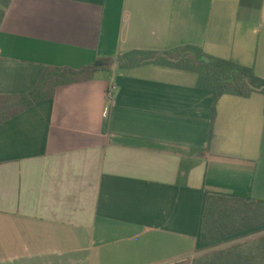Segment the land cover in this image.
Here are the masks:
<instances>
[{
	"label": "crops",
	"instance_id": "obj_1",
	"mask_svg": "<svg viewBox=\"0 0 264 264\" xmlns=\"http://www.w3.org/2000/svg\"><path fill=\"white\" fill-rule=\"evenodd\" d=\"M187 46L264 78V0H10L0 96L46 66ZM192 73L114 63L1 122L0 264H192L219 243L264 264V205L201 241L208 194L264 201L263 95L217 99Z\"/></svg>",
	"mask_w": 264,
	"mask_h": 264
},
{
	"label": "trees",
	"instance_id": "obj_2",
	"mask_svg": "<svg viewBox=\"0 0 264 264\" xmlns=\"http://www.w3.org/2000/svg\"><path fill=\"white\" fill-rule=\"evenodd\" d=\"M10 0H0V24L4 9ZM114 63L120 68H130L145 63L193 72L196 86L213 91L218 99L222 95L247 98L252 93L264 95V78L251 67L240 65L203 53L199 48L187 46L167 51L130 50L116 58L98 57L81 69L46 66L35 86L27 94L0 96V123L25 110L29 106L51 99L57 86L87 81L97 71L108 70ZM264 110V107H263ZM214 120V117H213ZM212 120V121H213ZM211 128L206 148L213 138ZM264 201L246 202L239 197L208 194L203 214L201 241L220 240L241 230L255 227V217ZM236 247L215 249L192 259V264H243Z\"/></svg>",
	"mask_w": 264,
	"mask_h": 264
},
{
	"label": "rangeland",
	"instance_id": "obj_3",
	"mask_svg": "<svg viewBox=\"0 0 264 264\" xmlns=\"http://www.w3.org/2000/svg\"><path fill=\"white\" fill-rule=\"evenodd\" d=\"M192 75H193V77H196V74H195V73H192ZM257 93H258V92H257ZM262 95H263V94H262ZM263 98H264V95H263ZM263 160H264V148H263ZM221 246H222V244L219 243L218 245H214V246H212V247L204 248V249H202V251L200 252L199 255H203V254L208 253V252H211V251H213V250H215V249H220Z\"/></svg>",
	"mask_w": 264,
	"mask_h": 264
},
{
	"label": "built area",
	"instance_id": "obj_4",
	"mask_svg": "<svg viewBox=\"0 0 264 264\" xmlns=\"http://www.w3.org/2000/svg\"><path fill=\"white\" fill-rule=\"evenodd\" d=\"M113 88L114 87H111L107 90V96L110 97L112 95V92H113Z\"/></svg>",
	"mask_w": 264,
	"mask_h": 264
}]
</instances>
